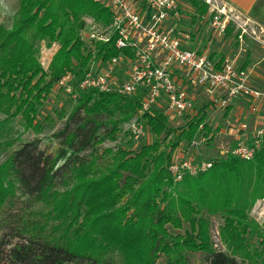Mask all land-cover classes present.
I'll use <instances>...</instances> for the list:
<instances>
[{"label":"trees","instance_id":"obj_1","mask_svg":"<svg viewBox=\"0 0 264 264\" xmlns=\"http://www.w3.org/2000/svg\"><path fill=\"white\" fill-rule=\"evenodd\" d=\"M18 1L13 25H0V264H264V227L249 214L264 199V148L252 161L207 160L208 171L177 181L171 166L183 145L201 136L212 142L213 129L203 111L174 127L163 109L145 112L155 139L138 152L102 148L118 141L144 97L79 88L93 61L134 57L116 48L115 35L82 40L84 17L108 27L113 12L97 0ZM186 1L196 26L209 7ZM42 42L59 44L48 71ZM67 76L75 105L68 115L54 112L66 120L50 153L38 136L23 137L54 128L55 118L38 115ZM214 215L225 250L212 239Z\"/></svg>","mask_w":264,"mask_h":264},{"label":"built area","instance_id":"obj_2","mask_svg":"<svg viewBox=\"0 0 264 264\" xmlns=\"http://www.w3.org/2000/svg\"><path fill=\"white\" fill-rule=\"evenodd\" d=\"M97 1L113 12V23L105 28L96 23L86 24L82 29V40L88 44L106 43L115 35L116 48L128 49L134 57L123 53L105 62L93 61L79 88L122 96L144 93L142 119L145 112L161 109V105L173 117L187 113L193 117L198 115L187 86L202 88L210 96L212 109L219 112L226 113L236 100H246L251 114L258 119L257 125L252 131L245 123L240 124L239 129L232 127L235 145L229 154L252 161L264 148V90L252 84L251 71L241 68L230 58L219 65L209 55L189 48L191 32L182 28L185 16L179 0ZM202 1L212 8L210 38L213 41L224 38L233 21L231 15L213 0ZM246 33L244 30L243 34ZM124 65L129 66L128 72L123 69ZM65 87L68 93L72 92L69 85ZM146 129L144 123L135 122L133 139L145 137ZM206 140L201 136L190 146L194 148ZM210 168L212 162L185 152L171 166V172L180 181L186 173L196 175Z\"/></svg>","mask_w":264,"mask_h":264},{"label":"rangeland","instance_id":"obj_3","mask_svg":"<svg viewBox=\"0 0 264 264\" xmlns=\"http://www.w3.org/2000/svg\"><path fill=\"white\" fill-rule=\"evenodd\" d=\"M181 3V7L184 10V26H191V15L188 13L189 5L186 0H179ZM215 3V0H213ZM217 3V2H216ZM19 8L18 0H0V25L12 26L17 17V12ZM95 23L92 18L84 17L83 18V26L86 24ZM97 24V23H96ZM98 25V24H97ZM100 26V25H98ZM103 27V26H102ZM105 28V27H103ZM83 32V31H82ZM81 32V36H82ZM193 32V29H192ZM234 36V33L232 34ZM194 42V40H193ZM59 49V44H53L52 46H47L45 42L41 44V53H40V62L44 68V70L48 71V68L53 60V57L57 53ZM232 58L233 55L231 56ZM123 69L125 72H128L129 66L124 65ZM71 78H65L63 83L61 82L57 85L50 96L45 102L44 107L39 112V119L43 120L44 118L51 116L56 119V124L52 130H46L44 133L40 135H35L32 132H28L23 137L24 141L32 140L38 136V138L42 139V147L46 148V150L50 153H55L59 147V139L54 137L62 127L66 120L58 119L55 116V111L60 110L61 108L66 109L67 115L71 112L73 105H75V97H70L68 92L66 93L64 90V86L69 85L71 83ZM190 96L192 97L196 110L198 112L203 111L207 115V122L212 127V135L213 141L210 143L203 142L198 144L196 147H191L190 145H183L181 151L189 153V155H193L198 159L204 160H216L221 158H226L229 154L230 150L235 145V131L231 133L232 127L239 129L240 124L245 123L248 125L250 131L254 130L256 127V118L249 111V103L244 100H239L234 102V104L229 106L228 114L224 112L215 111L212 109V104L210 101V96L199 87H189ZM70 98L73 101H70ZM242 104L246 108V112L241 113L236 109V106L239 103ZM160 109V108H153ZM161 109H165L163 105H161ZM141 109L138 111L137 115L127 124L123 126V131L119 135L118 141L116 142H107L103 145L102 148H116L119 146H127L130 150L134 152H138L143 145L150 144L155 139L154 134L149 130L148 126H146V120L140 114ZM168 116L170 125L174 127H181L186 124L190 119H192L193 115L191 113L184 114L182 117H173L167 114V111H164ZM227 112V111H226ZM145 114V113H144ZM66 115V116H67ZM252 115V116H251ZM144 116V115H143ZM140 121L144 123L146 126V135L141 140H134L132 135V126L135 122ZM182 154L180 153L179 156ZM183 187L180 186L179 190L183 191ZM250 217L258 222L261 226L264 227V199L258 200L252 209L250 210ZM222 225V221L219 216L214 215L211 216V234L212 239L215 243V247L217 249L225 250V247L221 244L220 238L218 235V231L220 226ZM198 259L199 256L197 255ZM156 264H161V258L156 259Z\"/></svg>","mask_w":264,"mask_h":264},{"label":"crops","instance_id":"obj_4","mask_svg":"<svg viewBox=\"0 0 264 264\" xmlns=\"http://www.w3.org/2000/svg\"><path fill=\"white\" fill-rule=\"evenodd\" d=\"M215 2L219 7H225L231 15L233 21L229 29L234 28V35L239 32L238 38L229 36L228 32L222 39L213 41L210 38L212 8L208 5V13L199 24L182 26L184 30L191 32V40L187 46L209 55L217 62L222 58L234 60L241 68L251 71L252 84L264 90V0H215ZM188 13L193 15L190 6ZM244 30L247 31L246 34H243ZM238 103L236 109L241 113L246 112V108Z\"/></svg>","mask_w":264,"mask_h":264}]
</instances>
